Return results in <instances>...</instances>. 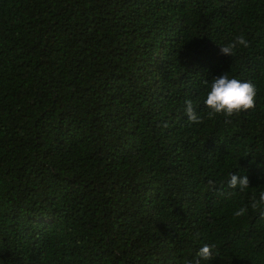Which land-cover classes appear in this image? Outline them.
Wrapping results in <instances>:
<instances>
[{"label":"trees","instance_id":"trees-1","mask_svg":"<svg viewBox=\"0 0 264 264\" xmlns=\"http://www.w3.org/2000/svg\"><path fill=\"white\" fill-rule=\"evenodd\" d=\"M223 73L254 107L208 117ZM262 194L264 0H0V264H264Z\"/></svg>","mask_w":264,"mask_h":264},{"label":"clouds","instance_id":"clouds-1","mask_svg":"<svg viewBox=\"0 0 264 264\" xmlns=\"http://www.w3.org/2000/svg\"><path fill=\"white\" fill-rule=\"evenodd\" d=\"M241 47H248V42L243 35H236L228 43L218 45L219 55L231 58ZM256 94V87L250 81L223 73L206 82L202 103L208 117L230 118L252 109ZM183 113L189 123H198L201 119L190 99L184 101ZM226 187L229 194L243 192L249 187V180L241 172H231L227 177ZM259 203L264 204V194L260 196ZM250 206L254 208L257 204L253 202ZM246 211L247 207L241 206L233 214L239 217ZM211 257V246L205 244L197 251L194 264L207 262Z\"/></svg>","mask_w":264,"mask_h":264}]
</instances>
